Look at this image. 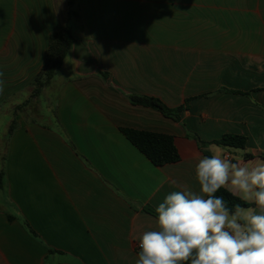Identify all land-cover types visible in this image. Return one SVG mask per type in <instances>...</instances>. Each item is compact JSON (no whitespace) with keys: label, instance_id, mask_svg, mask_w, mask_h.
<instances>
[{"label":"crops","instance_id":"obj_1","mask_svg":"<svg viewBox=\"0 0 264 264\" xmlns=\"http://www.w3.org/2000/svg\"><path fill=\"white\" fill-rule=\"evenodd\" d=\"M73 9L0 0V126L15 121L0 157V264H136V243L157 228L147 209L173 191L199 193L206 153L264 160V0H76ZM66 23L74 44L38 97L52 111L14 115ZM133 95L171 109L192 99L176 120ZM123 129L172 136L180 160L155 166ZM225 134L246 147L194 138Z\"/></svg>","mask_w":264,"mask_h":264},{"label":"clouds","instance_id":"obj_2","mask_svg":"<svg viewBox=\"0 0 264 264\" xmlns=\"http://www.w3.org/2000/svg\"><path fill=\"white\" fill-rule=\"evenodd\" d=\"M195 173L200 192L165 196L155 208L157 228L139 239L136 264H264V160L232 162L216 151ZM222 188L254 206L230 208L216 195Z\"/></svg>","mask_w":264,"mask_h":264},{"label":"trees","instance_id":"obj_3","mask_svg":"<svg viewBox=\"0 0 264 264\" xmlns=\"http://www.w3.org/2000/svg\"><path fill=\"white\" fill-rule=\"evenodd\" d=\"M68 7L70 8V15H77L74 11V5L76 0H66ZM74 36L71 31V27L66 23L62 29L58 32L53 33L49 38L48 49L45 55V61L43 67L39 74L36 76L32 82L33 90L31 97L35 98L39 96L42 90L48 86L52 79L55 77L57 72L63 66L64 60L69 54L72 45L74 44ZM240 93V92H239ZM132 102L137 105H143L148 107H154L159 109L164 115L172 117L176 120L180 118V113L188 109V104L190 100L177 108L171 109L166 106L161 100L148 97V96H130ZM15 128V121H12L8 129V134H11ZM128 140L138 148L155 166H164L167 164H172L180 160V154L175 145L174 138L170 135L138 131L133 129H123L122 130ZM198 145L203 148L210 144H215L225 148H236L244 149L246 147L247 138L243 135L236 134H225L220 139L212 142H203L194 136ZM207 156H210L206 153ZM245 158L253 157L251 154H246ZM4 184V171L0 172V188ZM216 195L223 196L228 202L230 208L236 204H240L242 207H251L252 204L246 203L239 199V197L234 196L226 188L220 189ZM152 215L157 217L154 210L148 208ZM190 264V261L187 262Z\"/></svg>","mask_w":264,"mask_h":264},{"label":"rangeland","instance_id":"obj_4","mask_svg":"<svg viewBox=\"0 0 264 264\" xmlns=\"http://www.w3.org/2000/svg\"><path fill=\"white\" fill-rule=\"evenodd\" d=\"M46 92H48V93H45L46 96L49 97L51 95L50 89L46 88ZM31 93L28 99L23 104L18 105L14 108V111H13L14 115L23 113V115L26 116L25 114H28L32 110H35V111L39 110L41 112V110H44V107L52 111V107H51L49 100H47L45 97L38 98L39 96L32 98ZM7 134H8V131L4 127L0 126V157L4 154L5 140H6L5 137L7 136Z\"/></svg>","mask_w":264,"mask_h":264},{"label":"built area","instance_id":"obj_5","mask_svg":"<svg viewBox=\"0 0 264 264\" xmlns=\"http://www.w3.org/2000/svg\"><path fill=\"white\" fill-rule=\"evenodd\" d=\"M138 244H139V241L136 243V249L140 251Z\"/></svg>","mask_w":264,"mask_h":264}]
</instances>
